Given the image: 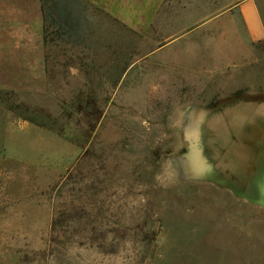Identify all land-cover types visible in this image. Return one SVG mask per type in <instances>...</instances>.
I'll return each mask as SVG.
<instances>
[{
	"label": "rangeland",
	"instance_id": "374dc122",
	"mask_svg": "<svg viewBox=\"0 0 264 264\" xmlns=\"http://www.w3.org/2000/svg\"><path fill=\"white\" fill-rule=\"evenodd\" d=\"M237 1L81 2L75 32L25 2L12 45L0 20V264H264V193L214 178L236 143L208 128L226 95L264 91Z\"/></svg>",
	"mask_w": 264,
	"mask_h": 264
},
{
	"label": "crops",
	"instance_id": "0c3cea01",
	"mask_svg": "<svg viewBox=\"0 0 264 264\" xmlns=\"http://www.w3.org/2000/svg\"><path fill=\"white\" fill-rule=\"evenodd\" d=\"M41 1L42 0H0L1 25L2 27L9 28L7 35L15 37V39L9 37L2 42L3 44L12 45L25 40H23L25 33L24 28L26 26L23 4L25 2H39L41 4ZM76 1L85 3L105 0ZM258 1L259 0H238L230 10V12L235 13L240 20L243 35V41L241 42L243 46L250 51H253L254 45L264 41V24L258 8ZM18 39H20V41H18ZM208 111V128L209 131L211 129L210 134L213 135V132L216 130L217 134H221L226 143L229 142L230 139L231 143L232 141L236 143V146H233L231 149V145L225 147L224 162L218 163L220 164V167L224 164V171L222 174H218L216 165V174L214 175V178L238 180V183H233L232 181V184H235L234 186H228V184L225 183L226 189L235 195L244 196L245 194L264 193L262 188L264 185V166H259V164H254L252 162L253 155L250 149V147L254 148V146L261 145L262 140L259 137L261 134H264V91L255 90L226 95L223 97V100H220V102L216 103ZM220 114L224 115L217 117L216 119L213 118L214 115ZM214 140V145L211 146L212 152L222 157L220 154L222 151L218 143V138L215 137ZM230 154L231 157L238 162L241 161L242 158H245V161L249 160L248 162L254 164L253 170L256 169V172L252 173H255V176L250 174V177L253 178L254 176V178H257L254 179L256 182L252 181V179L248 180V176L242 172L243 170L241 171V166L237 167L238 170L236 172H233V167L231 169H225V164H229L228 161L231 159H229ZM261 173L263 174L259 175ZM261 177L263 181H261ZM211 178H213V176H211ZM258 204L264 207L262 201H258Z\"/></svg>",
	"mask_w": 264,
	"mask_h": 264
},
{
	"label": "trees",
	"instance_id": "16d2710c",
	"mask_svg": "<svg viewBox=\"0 0 264 264\" xmlns=\"http://www.w3.org/2000/svg\"><path fill=\"white\" fill-rule=\"evenodd\" d=\"M41 8L43 21L46 24L45 30H47L46 22H49L50 26L58 25L62 29L64 27V30L66 29L68 32L80 29V15L85 10L81 2L76 0H42ZM55 14H58V17L55 18Z\"/></svg>",
	"mask_w": 264,
	"mask_h": 264
},
{
	"label": "water",
	"instance_id": "95a60500",
	"mask_svg": "<svg viewBox=\"0 0 264 264\" xmlns=\"http://www.w3.org/2000/svg\"><path fill=\"white\" fill-rule=\"evenodd\" d=\"M209 168H210V166H209Z\"/></svg>",
	"mask_w": 264,
	"mask_h": 264
}]
</instances>
